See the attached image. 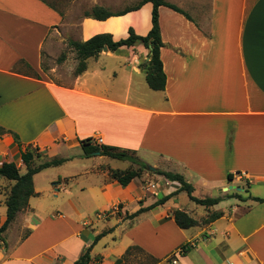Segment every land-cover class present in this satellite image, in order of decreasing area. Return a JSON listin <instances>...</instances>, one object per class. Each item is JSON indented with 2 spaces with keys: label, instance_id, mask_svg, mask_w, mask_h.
<instances>
[{
  "label": "crops",
  "instance_id": "1",
  "mask_svg": "<svg viewBox=\"0 0 264 264\" xmlns=\"http://www.w3.org/2000/svg\"><path fill=\"white\" fill-rule=\"evenodd\" d=\"M151 12L146 3L104 21L83 18L72 40L110 34L119 41L130 28L144 37ZM184 12L189 18L166 7L158 10L166 84L163 91H152L139 69L148 61L141 45L101 51L69 85L58 84L42 64L46 54L65 46L62 35L71 31L66 15L46 0H0V166L14 163L23 174L20 156L26 148H38L49 159H69L63 166L93 162L53 177L44 190L36 181L50 169L34 176L29 214L20 229L9 228L0 238V264H75L104 230L112 231L93 245L89 264H114L130 247L151 264H167L183 248L178 264H264V203L226 198L206 209L186 195L194 206L184 202L183 208L177 203L180 193L151 207L176 183L163 180L152 190L134 179L122 187L108 180V172L125 170L118 164L128 162L81 156L80 141L96 145L100 139V145L135 152L155 170L182 175L194 197L236 191L264 199V0L196 1L184 4ZM71 56L68 52L66 61ZM50 185L54 199L65 194L67 207L43 209L39 199L50 193ZM229 186L238 190L221 192ZM83 201L92 204L89 210ZM0 208L1 226L6 208ZM140 209L147 210L127 219ZM175 210L196 220L212 211L223 215L181 230L173 221ZM91 213L101 224L89 219ZM110 236L111 247L105 242ZM123 236L126 245L115 247Z\"/></svg>",
  "mask_w": 264,
  "mask_h": 264
},
{
  "label": "trees",
  "instance_id": "2",
  "mask_svg": "<svg viewBox=\"0 0 264 264\" xmlns=\"http://www.w3.org/2000/svg\"><path fill=\"white\" fill-rule=\"evenodd\" d=\"M146 3L152 4L151 12V29L144 37L138 36L132 29L128 30V37L120 39L119 41H113L110 34L95 35L85 42L69 41L67 43L68 52L74 53L75 61L77 62L74 74L78 76L86 70L87 60L95 58L103 47H106L109 52L115 53L120 48L134 47L137 45L143 46L147 51L148 61L142 60L139 64V69L145 75V81L147 86L152 91H163L166 84V76L163 71L162 62L160 59V51L163 47L159 25V13L160 7H166L189 18L181 9L176 6L165 2L164 0H141V2L131 8H127L119 13H111L108 10L101 7H94L91 10V14L85 15V18H91L94 20L104 21L111 17L124 16L130 12L137 11ZM61 58L65 60V56ZM46 69H44L45 71ZM14 139L17 141L15 135ZM92 139H85L80 141L83 158H91L95 155L101 157H107L109 159L117 161H126L131 164V168L125 170H109L108 180L115 181L120 186L125 187L134 179H141L143 172L150 173L162 177L168 183H176L178 187L171 194L161 198L155 202L151 207H157L163 205L171 198L185 193L189 200L195 205L209 209L226 198H236L244 201L245 199H251L258 203H264V199L248 196L243 198L239 193L233 192L224 196L217 197H205L197 198L193 196V187L186 182L184 177L177 173L166 172L162 170H154V172L147 171V165L135 156V152L128 150H121L116 147L92 145ZM21 162L24 166L25 172L20 173L19 168L14 163H3L0 166V205L3 204L6 208L5 221L0 226V238L2 235L13 225L17 215L29 205V200L36 196L34 191L33 178L41 171L59 167L69 161L65 158H47L44 161H39L40 152L38 148H26L21 152ZM231 180V176H228ZM3 183L6 185L2 186ZM150 209V208H147ZM147 209H140L136 213L126 216L127 219H132ZM222 212H208L207 215L199 220L194 219L189 214L182 210H175L172 213L173 221L175 225L181 229L186 230L192 227L200 225H208L213 223L222 217ZM112 230H104L102 233L95 237L93 245H95L102 237L109 234ZM92 246L86 248L75 264H89L92 261L91 250ZM133 247L128 248L124 255L115 260L114 264H123L127 255L131 252ZM184 251V248L182 249ZM184 253V252H183ZM97 261V260H96Z\"/></svg>",
  "mask_w": 264,
  "mask_h": 264
},
{
  "label": "rangeland",
  "instance_id": "3",
  "mask_svg": "<svg viewBox=\"0 0 264 264\" xmlns=\"http://www.w3.org/2000/svg\"><path fill=\"white\" fill-rule=\"evenodd\" d=\"M49 4L54 5V6H58V8L61 9L62 13H64L66 15V19L68 21V24L70 25V34H68L67 32L64 33V42L63 44L65 45L64 47L62 46L61 48L57 47L56 49H54V51H52L49 55L46 54V56L43 58V68L47 70V74L49 76L50 79H52L53 81L57 82L58 84H62V85H69L71 79H73L75 77L74 71L77 65V62H73L75 60V56H71L69 58V60L66 61L61 59L64 58L62 56H65V58H67V53H68V48H67V43L69 41H71L73 38L75 39L77 37V33H78V24L81 21V19L85 18V15L87 14H91V10L94 7H101L104 8L106 10H108L111 13H119L122 12L123 10L127 9V8H131V7H135L137 6L141 0H46ZM165 2L172 4L174 6H176L177 8L181 9L184 12V4L187 5L188 3H192V2H196V1H201L202 3H204L205 5H207L209 3V0H164ZM185 13V12H184ZM131 29V28H130ZM73 63L75 64L73 66ZM53 70V71H52ZM40 159L39 161H44L46 159L45 156V152L40 151ZM76 152H74L73 155ZM77 153H80L77 151ZM82 151H81V155H82ZM83 158V157H82ZM87 159V158H86ZM92 160H84V161H73L72 163H68L66 166H59V167H54V168H48L50 170L44 172L43 174H41L37 181H36V185L38 189L44 190L47 188V184L51 182L53 177H60L62 176L64 173H67L68 175H72L73 173H75L78 168H80V166L82 165H90L92 164ZM127 164V163H126ZM123 164V163H119L118 166L120 168H131L134 166H131L130 163H128L127 165ZM25 170L22 169V172H24ZM44 171V170H43ZM141 184L145 187H147L148 184H153V185H157L159 184L160 186L164 185V179L162 177L156 176V175H151L150 173H146L143 172L141 175ZM56 177V178H57ZM62 180V179H60ZM57 179H55V183H58ZM66 184L70 181L69 179L66 181ZM6 183L2 186H5ZM173 187V188H177L178 185L177 184H170L169 186H167V188ZM55 190L52 185H50V193L49 192H45L44 194H42L43 198L39 199V201L41 203H43V209L44 210H48L50 207L52 208L54 204H60V205H64L66 206V204L68 203H64L63 200H61V198L65 195L62 192L60 193L59 199L56 200L54 199L51 195V192ZM162 190V187L159 188L160 191ZM156 191V190H155ZM156 191V192H157ZM174 190H172V192H174ZM151 193H153L152 191H150ZM171 192V193H172ZM236 192V191H233ZM238 193V192H236ZM199 195V193L197 192V194H195V196ZM177 203L179 205H182V207L184 208V202L188 203L190 206H194L192 203H190L187 199V196L185 193H181L179 196H177ZM38 202L37 200L32 201L33 204H36ZM62 203V204H61ZM82 206L86 207L88 210L89 208H91L92 204L88 201H83ZM29 207V205H28ZM28 207L24 210H22L16 217L13 225H11V229H15L16 226L18 229L21 228V223L24 221L25 216H27L30 212V209H28ZM67 207V206H66ZM3 208H0V211ZM46 210V212H47ZM89 219L95 224L98 221V225L101 224L100 220H97L95 218V214L91 213ZM12 233V231H9ZM27 231L24 230L22 231V233L20 234L21 237H23L25 235ZM7 238L9 239V235L7 236ZM113 237L110 236L106 239L105 242H108L109 246H113V242H112ZM127 243V237L123 236L121 238V240H118V243L115 244V247L119 248V247H124ZM104 243L99 244L96 247L97 251L102 250V247ZM152 261L150 260V258H148V256H146L143 253H140L139 251H137L136 249H132L131 252L127 255V257L125 258L123 264H151Z\"/></svg>",
  "mask_w": 264,
  "mask_h": 264
},
{
  "label": "built area",
  "instance_id": "4",
  "mask_svg": "<svg viewBox=\"0 0 264 264\" xmlns=\"http://www.w3.org/2000/svg\"><path fill=\"white\" fill-rule=\"evenodd\" d=\"M95 143H96V145H100L101 144V140L99 139V140H96L95 141ZM149 188L150 189H152V190H154L156 187H155V185H153V184H151V185H149ZM183 250L181 249L180 251H178V256L179 255H182L183 254ZM177 256V257H178ZM176 256H172V257H170L168 260H167V264H178V258H177Z\"/></svg>",
  "mask_w": 264,
  "mask_h": 264
},
{
  "label": "water",
  "instance_id": "5",
  "mask_svg": "<svg viewBox=\"0 0 264 264\" xmlns=\"http://www.w3.org/2000/svg\"><path fill=\"white\" fill-rule=\"evenodd\" d=\"M101 51H103V52H106L107 51V48L106 47H103L102 49H101ZM154 168H152V167H150V166H147V171H149V172H154ZM231 190H238V189H236L235 187H233V186H229L228 188H224L223 190H221V192L223 191V192H227V191H231ZM240 190V189H239Z\"/></svg>",
  "mask_w": 264,
  "mask_h": 264
}]
</instances>
